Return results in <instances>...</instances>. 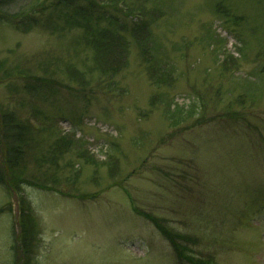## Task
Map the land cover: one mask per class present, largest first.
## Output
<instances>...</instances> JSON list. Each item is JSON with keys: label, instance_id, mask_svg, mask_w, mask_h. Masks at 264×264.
<instances>
[{"label": "rangeland", "instance_id": "obj_1", "mask_svg": "<svg viewBox=\"0 0 264 264\" xmlns=\"http://www.w3.org/2000/svg\"><path fill=\"white\" fill-rule=\"evenodd\" d=\"M31 1L0 0V15L11 18ZM117 6L107 9L122 24L145 20L160 62H150L129 32L127 62L117 75L101 77L86 68L91 51L76 44L80 29L56 22L60 29L50 30L48 12L28 32L0 20L2 109L45 127L33 152L61 134L83 138L89 152L80 157L74 146L42 166L41 177L58 191L25 185L37 224L31 264H193L140 209L195 238L186 241V255L210 264H264V0ZM128 6L134 15L124 12ZM225 8L242 17L230 21ZM164 60L174 71L166 72ZM65 63L85 70L88 82L69 80ZM160 63L165 80L156 83L152 69ZM2 66L15 75L4 76ZM27 73L55 80L47 85L55 91L34 97L26 84L36 81ZM160 93L184 107L179 125L166 118ZM37 166L31 162V171ZM1 175L0 264H20L19 197Z\"/></svg>", "mask_w": 264, "mask_h": 264}, {"label": "trees", "instance_id": "obj_2", "mask_svg": "<svg viewBox=\"0 0 264 264\" xmlns=\"http://www.w3.org/2000/svg\"><path fill=\"white\" fill-rule=\"evenodd\" d=\"M118 4L119 0H32L30 4L22 8L11 18V15L7 17L0 15V20L5 18L13 19L17 28H23L28 32L34 29V27L41 25L43 21L41 16L48 12L49 18H47V26L50 30L55 31L60 29V23L56 22L63 23L60 24L63 28L69 25V27L80 29L81 36L75 40L76 44L83 48V50L91 51V56L89 57V62L87 61L86 68L91 74L95 72L101 77L117 75L116 73L121 69L120 65L127 62L126 58L129 54L127 33L129 32H132L137 43L139 41L141 48L146 49L144 51V56L148 57L150 62H155L156 64L160 62L163 58L160 56L161 49L159 44L157 42L156 44L153 43L154 53L149 44L152 30L148 24L145 23L144 19L140 22L143 25H136L132 28L126 23L122 24L118 18L115 15H111L107 9L109 6L118 7ZM128 7V10H124V12L128 13V15H134V10L130 8L131 6ZM159 8H161L160 5L155 7V9ZM224 12L225 17L229 18L230 21L233 19L238 20L242 17L234 13L231 14L232 12L230 10L228 11L226 8ZM140 26L143 29L139 31L136 30ZM164 61L167 62L164 63L167 68L166 72L171 73L174 71L172 64L167 60ZM85 62L84 60V63ZM64 65L67 66L66 68L64 67V70L69 80L76 81L77 83L82 82L81 85L88 82V74L85 70L76 67L72 63H65ZM162 65L160 63L157 66L155 65L156 67L152 69V80L156 83H161L165 80V74L160 72V69L163 68ZM15 67L21 69L18 65H13V68ZM2 68L4 76L15 75L14 73L8 74V68L4 66H2ZM56 70H58V68H56ZM21 72H19V74H23V72ZM27 75L32 78L31 80L36 81H30V83L28 82V84H26L27 92L34 95V97L46 99L55 91L47 86L48 84H53L55 80L41 77L43 81H39L37 80L40 78L39 75H30V73H27ZM159 95L160 100H162L165 106V116L171 124L179 125L183 119L185 120L187 115H184V107L179 105L175 99L164 96V93H160ZM252 99L254 100L256 98L253 96ZM2 108L3 105L0 103V150L2 154L0 175L2 174V182H4L9 189L12 188L18 193L20 203V228L19 231L13 228L14 238L19 240V243L15 241V245L17 250H20V264H31L35 256L37 224L34 220L35 215L33 214L30 201L25 198V194L23 193L25 185L58 191L55 184L53 185L49 183V181H46L45 178L41 177V175L44 174L42 166L48 162L56 163L60 157H64L74 146L76 147V154H79L80 157L83 156L87 158L89 152L82 144L83 138H74V135L70 136V134H61L59 139L55 142H49L45 147H42V144L40 150L41 148H44V150L33 152V149H36L38 146L37 138L35 137L42 131L41 127H45H37L35 122L31 119H21L14 111L5 112ZM89 158H91L90 155ZM34 160L36 164H38L36 172L30 169V164L34 162ZM91 160H93V158H91ZM69 162L73 164L72 161ZM57 180L58 177L54 178V182ZM9 208L12 209L11 204H9ZM2 211H4V208L0 207V213ZM138 212L156 223L163 234L170 239L180 259L188 260L193 264H210V261L208 262L186 255V241H191L195 238L187 233L176 234L167 229L152 214L141 209L138 210Z\"/></svg>", "mask_w": 264, "mask_h": 264}]
</instances>
